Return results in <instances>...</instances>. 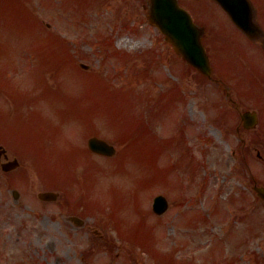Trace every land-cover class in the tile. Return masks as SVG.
Listing matches in <instances>:
<instances>
[{"label": "rangeland", "instance_id": "1", "mask_svg": "<svg viewBox=\"0 0 264 264\" xmlns=\"http://www.w3.org/2000/svg\"><path fill=\"white\" fill-rule=\"evenodd\" d=\"M49 1L0 0V70L7 68L13 71L8 74L11 80L0 71V97H13L22 94L24 90L27 98H38L41 103L39 106L34 105V108L40 109L45 115L59 118L56 122L41 120L38 128L27 129L26 132L32 136L42 138L48 130L51 134H61L64 132V125L80 117L107 119L108 127L105 128L96 120L94 129L88 133L105 137L109 135L108 138L112 140L116 139V134L119 136L117 155L109 161H102V165L107 166L108 179L100 180L98 185L103 204L107 201V227L113 231H102L105 235L102 243L106 244L107 240L110 244L162 246L220 242L251 244L252 250L258 248L257 244L264 247L263 209L252 208L251 214L246 216L248 225L239 224L237 219L231 225L217 223L204 226L200 229L203 237L198 236V233L196 236L189 227L180 229L173 224L165 227V218L154 216V197L163 194L167 188L183 191L192 208H202L208 216L213 199L222 204L226 199L234 197L240 188L243 189V185L229 177L234 163L231 152L237 141L236 136L234 133L228 136L227 127L223 129L218 124L209 125L206 121L217 117L220 120L232 118L230 111L219 102L218 89H207L204 94L200 86L196 85L199 82L196 76L189 75L187 82L182 78L179 68H169L166 63H159L151 54L120 55L111 47L110 40L115 49L134 54L152 49L157 43V46H163L158 31L146 23V12L143 9L147 5L146 0H131V4L126 0H51L54 2L48 3ZM40 19L45 25L50 24L51 32L57 35L63 33L66 44L77 37L71 45L73 50L70 52L58 49L60 38L43 31ZM122 20L132 24L129 28L120 29ZM88 37L93 39H86ZM123 39L129 43L123 42ZM102 52L116 56L105 59L99 57L104 55ZM73 54L78 62L91 65V70H95L85 73L75 68ZM27 70H32L31 75ZM263 73L264 70H253L247 71L243 77L235 73L228 77L232 82L229 86L234 90H231L232 97L238 102L240 109L260 110L264 90L258 85L248 88L249 84L264 79ZM32 86L38 87L39 93L32 95V89L28 88ZM192 90H197V93L194 95ZM191 96L195 100H187L189 105L186 106V119L192 118L188 114L197 112L191 122L199 124L200 133L212 143L207 150L210 153H205L206 148H201L203 144H196L199 159L203 161L197 171L188 164L184 147L185 133L189 131V127L185 122L183 101ZM225 96L226 92L223 90V97ZM196 102L209 103V106L199 113V104L196 105ZM208 116L210 119H206ZM239 121V118H235L234 125ZM263 123H260L256 135L261 133ZM10 127L2 112L0 128ZM79 127L81 125L76 123L73 132ZM74 133H65L64 138L68 143H57L50 149L51 153L54 152L52 157L47 151L49 157L44 163L53 169L55 185L64 184V174L69 173L75 163L90 164L89 157L79 149L85 147L87 139L79 134L74 137ZM253 133L255 137V132ZM12 134L13 141L22 144L18 134ZM5 138L11 139L8 136ZM67 147L77 148L79 155L69 160L60 159L58 155ZM259 147L260 144L257 148ZM256 161L258 160L253 159V166L255 163L257 166L262 165ZM28 167L33 172L30 175L31 187L40 189L41 178L36 175L32 165ZM83 169L81 164L79 171ZM43 172L48 174L49 169L43 168ZM97 174L100 175L99 172ZM70 195L67 192V196ZM131 206L137 207L142 218ZM187 210L189 209L184 208L183 212ZM228 211L231 213L230 206ZM52 216H55L53 212L43 214L37 223L38 227H30L34 230L26 233V239L22 242L31 247L37 260L40 259L36 252L40 249L39 245H28V242L38 241V233L35 231L43 228L44 220ZM89 223L98 226L93 217L89 218ZM47 227L50 231L45 233L44 241L55 239L62 248L82 244L81 239L89 236L85 232L67 231L63 224L56 228ZM91 238H94L92 234ZM0 244H4L2 237ZM229 251L230 247H227V252ZM53 256L57 257L56 254Z\"/></svg>", "mask_w": 264, "mask_h": 264}, {"label": "flooded vegetation", "instance_id": "2", "mask_svg": "<svg viewBox=\"0 0 264 264\" xmlns=\"http://www.w3.org/2000/svg\"><path fill=\"white\" fill-rule=\"evenodd\" d=\"M196 16L195 22L204 28L203 42L207 46V52L210 56L218 57L223 53L224 49L220 48L221 39H227L232 36L233 26L230 22H224V34H219L213 30L209 24L210 20L203 14L202 8H194ZM257 14L262 20L261 32L254 40L262 38L264 40V0H256L254 2V20L257 21ZM258 25V22H255ZM259 51L264 57V47L262 46ZM245 153V152H244ZM248 204V201L245 202ZM20 237L16 238L17 243ZM52 251L56 250L55 245L49 247ZM182 256H178V253ZM18 253L21 251H13L10 255L5 257V264H20L19 260L25 261L24 258H19ZM66 258L72 260V257L66 253ZM84 264H146V259L141 258L135 248L128 251H120L113 244H94L84 250L82 254ZM150 264H221V258L216 254V251L206 252L204 254L203 246L201 244H181V246L174 248L168 246L166 249V256L164 258L150 257L147 259ZM44 264H60L59 261L52 262L46 261ZM256 264H264V261Z\"/></svg>", "mask_w": 264, "mask_h": 264}, {"label": "water", "instance_id": "3", "mask_svg": "<svg viewBox=\"0 0 264 264\" xmlns=\"http://www.w3.org/2000/svg\"><path fill=\"white\" fill-rule=\"evenodd\" d=\"M244 119H246L247 121L250 122V124H248V125H255V124H256V117H254V116H251V115L247 114V115L244 117ZM91 146H92V147H94V146H98V147H100L99 144H95V143H92ZM110 153L112 154L113 152L111 151V152H109V154H110ZM163 204H164V201H163L162 198H158V199H156V207H160V206H162ZM161 211H163V210H160V212H161Z\"/></svg>", "mask_w": 264, "mask_h": 264}, {"label": "bare ground", "instance_id": "4", "mask_svg": "<svg viewBox=\"0 0 264 264\" xmlns=\"http://www.w3.org/2000/svg\"><path fill=\"white\" fill-rule=\"evenodd\" d=\"M127 43V42H126Z\"/></svg>", "mask_w": 264, "mask_h": 264}]
</instances>
